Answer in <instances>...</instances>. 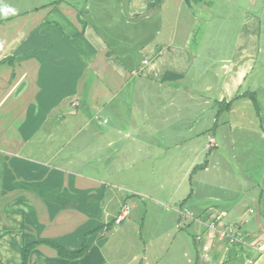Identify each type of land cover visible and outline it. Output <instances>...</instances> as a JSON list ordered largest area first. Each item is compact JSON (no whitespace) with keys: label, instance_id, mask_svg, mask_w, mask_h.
Listing matches in <instances>:
<instances>
[{"label":"crops","instance_id":"0c3cea01","mask_svg":"<svg viewBox=\"0 0 264 264\" xmlns=\"http://www.w3.org/2000/svg\"><path fill=\"white\" fill-rule=\"evenodd\" d=\"M263 42L264 0H0L1 264L36 241L28 264H177L163 231L188 263L264 264V164L201 161L217 145L202 130L250 119ZM191 90L199 113L182 111ZM211 219L239 234L203 251ZM189 225L193 246L177 236ZM86 233L77 258L46 243L74 252Z\"/></svg>","mask_w":264,"mask_h":264},{"label":"rangeland","instance_id":"374dc122","mask_svg":"<svg viewBox=\"0 0 264 264\" xmlns=\"http://www.w3.org/2000/svg\"><path fill=\"white\" fill-rule=\"evenodd\" d=\"M240 1H245V0H240ZM104 4L109 5L108 1L103 2ZM255 10V9H254ZM205 50H210L211 47H204ZM263 49H264V42H263ZM201 58H199L196 63L197 66L196 68L193 69L191 75L195 79V84H198L201 81V78L198 76L199 74V69L202 65ZM7 61V60H6ZM246 93L243 94L242 100L246 102V107L244 109H240V111H243L246 115L249 116L250 119L247 118V121H237L235 120L234 122H238L240 125V128H237L235 126V123H233L232 129H229L228 127L223 129V137L218 136L220 131L215 132V130H218V128H211V129H205L202 130V134H204V138L208 140V136L212 135L215 136L216 138V143L217 145L215 147L211 148H206L205 150V155H203V159L201 160L203 163H205L206 159H210L209 154L212 153V159H214L215 156L218 155V159L220 161V164H239L240 166L243 167V173H251L253 170L254 171H262V169L258 166H261L264 164V137L262 138L260 136V129L263 128L264 121L262 115L259 113V111L262 109L264 105V86L260 84L259 88H251L245 90ZM201 93V92H200ZM200 93L197 92V90H191L190 95H188V99L185 101L187 103V107H183L182 111L187 112L190 111L191 114H195L194 112L199 113L200 112V106H199V95ZM252 93L253 98L257 102V107L254 104V100L252 96L249 94ZM191 96V100H190ZM263 102V103H262ZM173 112L176 113L178 112L174 107H173ZM207 112V111H205ZM218 117V116H217ZM252 118V119H251ZM252 123V126H251ZM220 124V121L218 122V125ZM232 124V122H231ZM249 127V128H248ZM254 128V130H251L250 128ZM195 128H201V122H198ZM220 130V129H219ZM220 141L222 144H220ZM220 145V146H219ZM218 147V149H217ZM234 155V156H232ZM257 164V165H254ZM199 168L195 169V172H198ZM237 173V172H236ZM196 179V178H195ZM195 190H194V199L197 200L198 198L202 197V192H199L200 184L195 181L194 183ZM211 190H213V193H217L218 189L216 187H210ZM126 195H129L127 197H132L130 192H127ZM129 212V210H128ZM207 217V216H205ZM147 219V218H146ZM139 220V219H138ZM205 220V218L203 219ZM149 221V219L147 220ZM234 223V222H231ZM150 224V223H149ZM151 225V224H150ZM138 227L140 225L138 224ZM245 228V227H244ZM163 231V230H162ZM161 231V232H162ZM192 231L193 228L189 226H184L181 230L180 233L177 235L178 238L181 236L185 241H187L191 246L192 244ZM175 233V232H174ZM122 234L126 235L125 232H122ZM120 235L121 238H124V235ZM145 232H142V235L144 236ZM194 234V233H193ZM171 234L167 235L163 231V236L161 238H152L153 242L155 244H160L162 246L167 247V254L162 257L164 259V262L167 263L168 260L170 262H175L177 264H199L195 262H190L188 263V257L187 256H182L178 255L175 256L174 252L176 253V244L177 242H172V246L169 249V244L171 243L170 239ZM121 244H122V249L120 251V254H124L126 252L127 254L129 252H133V248L129 247L130 244H128L124 239H121ZM111 245L113 242L110 243ZM141 244H146V241L142 240ZM189 249L190 248V245ZM129 247V249H128ZM148 249H151L150 246H147ZM117 254V252H116ZM121 258H118L117 261H119ZM217 262V261H216ZM123 264H126L125 262ZM216 264H231L230 262H225V263H216Z\"/></svg>","mask_w":264,"mask_h":264},{"label":"built area","instance_id":"2783aa9c","mask_svg":"<svg viewBox=\"0 0 264 264\" xmlns=\"http://www.w3.org/2000/svg\"><path fill=\"white\" fill-rule=\"evenodd\" d=\"M210 142H214V138L210 139ZM128 213L127 210L123 211V215ZM122 216H119L117 220H120ZM207 229L203 233L204 235H196L195 241L201 244V249L203 251L209 250V240L216 239V240H227L228 242H233L237 235L239 234L238 224H227L222 223L220 225L218 219H211L209 222L206 223Z\"/></svg>","mask_w":264,"mask_h":264},{"label":"trees","instance_id":"16d2710c","mask_svg":"<svg viewBox=\"0 0 264 264\" xmlns=\"http://www.w3.org/2000/svg\"><path fill=\"white\" fill-rule=\"evenodd\" d=\"M250 96H252L253 98V95L252 93L249 94ZM254 100V104L255 106L257 107V102L256 100L253 98ZM227 105H229V102L227 103ZM104 225L101 223L99 224L95 229H93L91 232L89 233H93V232H97L98 230H100ZM89 233H86L84 236H83V239H82V243L79 247V249L77 251H74V252H69L67 250H65L62 246H60L59 244L55 243V242H46L48 245H50L51 247H53L54 249H56V251L58 252L59 255L61 256H64V257H67V258H70V259H73V258H77V257H80L82 256L86 250H87V245H86V237ZM2 235V232H0V236ZM40 242L39 241H36V242H32V243H29V244H24L21 248H20V256H21V262L20 264H28V258H29V254L30 252L32 251V249L37 245L39 244ZM199 244V243H198ZM199 246H201V244H199ZM1 264V262H0Z\"/></svg>","mask_w":264,"mask_h":264}]
</instances>
